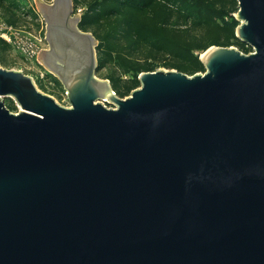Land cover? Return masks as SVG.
Masks as SVG:
<instances>
[{
	"label": "water",
	"instance_id": "95a60500",
	"mask_svg": "<svg viewBox=\"0 0 264 264\" xmlns=\"http://www.w3.org/2000/svg\"><path fill=\"white\" fill-rule=\"evenodd\" d=\"M36 3L70 105L0 64V264H264V0H238L253 51L213 45L127 97L73 0Z\"/></svg>",
	"mask_w": 264,
	"mask_h": 264
},
{
	"label": "rangeland",
	"instance_id": "374dc122",
	"mask_svg": "<svg viewBox=\"0 0 264 264\" xmlns=\"http://www.w3.org/2000/svg\"><path fill=\"white\" fill-rule=\"evenodd\" d=\"M52 2L53 0H40ZM74 13L101 12L85 31L97 38L98 68L96 74L108 79L120 97H127L133 89L130 85L135 76L144 71L178 69L189 75L196 72L185 70L188 60L213 45L235 46L249 53L254 48L236 36L223 22L236 18L238 0H138L136 6H127V0H73ZM104 8L113 9L111 14ZM103 12V13H102ZM128 23L132 28H128ZM240 21L238 20V24ZM0 64L6 68L21 70L31 75L40 90L52 95L57 102L69 104L67 91L60 79L45 70L43 63L30 54L48 48L46 22L36 0H0ZM176 45L191 49L190 55L176 49ZM5 104L13 112L21 108L13 97H5ZM108 107L115 103L102 99Z\"/></svg>",
	"mask_w": 264,
	"mask_h": 264
},
{
	"label": "trees",
	"instance_id": "16d2710c",
	"mask_svg": "<svg viewBox=\"0 0 264 264\" xmlns=\"http://www.w3.org/2000/svg\"><path fill=\"white\" fill-rule=\"evenodd\" d=\"M138 3V0H127V2H126V4H127V6H136V4ZM98 9V8H97ZM97 9H95V10H93V12H95V13H90V14H85V15H83L82 17H81V20H80V23H79V26H80V28L81 29H83V30H85V27H87V23H92V20L95 18V17H97V16H102L101 15V12L100 11H97ZM113 9H108V8H104L103 9V12H106V11H108L106 14H111V13H113V12H110L109 13V11H112ZM102 12V13H103ZM223 22L227 25V26H229L230 28H232L233 30L235 29V27H237V25H238V20L237 19H233L232 21H229V20H227V19H225V18H223ZM128 28H132V25L130 24V23H128ZM176 49L177 50H179L180 49V51H183L184 53H187L188 55H190V53H191V49H189V48H185V47H182V46H180V45H176ZM189 61H190V63H189ZM188 65H186V66H188V67H184V69L187 71V70H190V71H194V72H196L197 71V69H199V68H203L204 67V64H203V62H202V60L200 59V57L197 55V56H193V57H190V59L188 60ZM140 80L137 78V76H135V78H134V80L132 81V83H131V85H130V87L131 88H134V87H136L137 85H138V82H139Z\"/></svg>",
	"mask_w": 264,
	"mask_h": 264
},
{
	"label": "built area",
	"instance_id": "2783aa9c",
	"mask_svg": "<svg viewBox=\"0 0 264 264\" xmlns=\"http://www.w3.org/2000/svg\"><path fill=\"white\" fill-rule=\"evenodd\" d=\"M0 27L3 29L4 28V25H0ZM6 29V28H4ZM29 50H31L30 54L33 55V56H36L37 52L39 53V50H35L34 48H32V46L30 45V48Z\"/></svg>",
	"mask_w": 264,
	"mask_h": 264
},
{
	"label": "bare ground",
	"instance_id": "6f19581e",
	"mask_svg": "<svg viewBox=\"0 0 264 264\" xmlns=\"http://www.w3.org/2000/svg\"><path fill=\"white\" fill-rule=\"evenodd\" d=\"M204 55V54H203Z\"/></svg>",
	"mask_w": 264,
	"mask_h": 264
}]
</instances>
